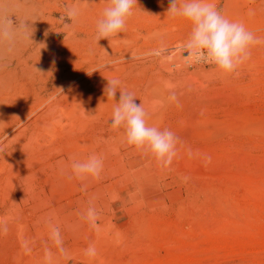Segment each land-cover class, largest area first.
I'll return each instance as SVG.
<instances>
[{"label": "rangeland", "instance_id": "rangeland-1", "mask_svg": "<svg viewBox=\"0 0 264 264\" xmlns=\"http://www.w3.org/2000/svg\"><path fill=\"white\" fill-rule=\"evenodd\" d=\"M5 2L0 264H264V43L225 74L187 61L191 22L170 17L169 0H138L126 31L98 42L108 0ZM210 2L264 40V0ZM68 7L80 9L75 23L60 19ZM113 78L150 126L179 138L168 167L112 128ZM95 153L101 178L77 179L72 158Z\"/></svg>", "mask_w": 264, "mask_h": 264}, {"label": "clouds", "instance_id": "clouds-1", "mask_svg": "<svg viewBox=\"0 0 264 264\" xmlns=\"http://www.w3.org/2000/svg\"><path fill=\"white\" fill-rule=\"evenodd\" d=\"M137 4L138 0H108V6L103 9L96 24L97 42L126 31L127 22L134 15ZM167 13L172 18H183L191 22V31L182 45L190 64L215 65L225 74L236 73L239 66L250 59L251 48L264 43V40L256 37L243 23L224 16L210 0H169ZM79 15L78 7H68L60 19L65 21L67 18L75 23ZM249 15H254V12L250 10ZM68 26L69 23L64 24V27ZM0 37L11 38V33L0 31ZM145 55H159V50ZM107 81L106 96L116 101L109 121L112 128H123L128 145L151 153L164 167H168L177 155L176 145L179 138L169 129L161 130L150 126L146 109L136 102L137 97L133 92L122 86L120 79ZM171 99L175 100L176 97L173 95ZM103 168V159L95 154L86 160L72 158L70 164L72 174L81 181L89 177L100 179ZM87 217L94 219L95 209L89 208ZM51 235L57 244L61 243L58 228H54ZM86 254L94 256L95 249L89 247Z\"/></svg>", "mask_w": 264, "mask_h": 264}, {"label": "bare ground", "instance_id": "bare-ground-1", "mask_svg": "<svg viewBox=\"0 0 264 264\" xmlns=\"http://www.w3.org/2000/svg\"><path fill=\"white\" fill-rule=\"evenodd\" d=\"M5 1H7V0H0V7H2V6H4V3H6ZM21 14V13H20ZM19 15V14H18ZM25 18V17H24ZM25 20V19H24ZM23 19L21 20V21H24ZM33 20V19H32ZM34 21V20H33ZM32 21V22H33ZM30 27V26H29ZM34 27V26H33ZM31 50V49H30ZM29 50V51H30ZM31 54V53H30ZM33 55V54H32ZM99 144V143H98ZM97 145V144H96ZM92 147V146H91ZM97 147V146H96ZM129 148V147H128ZM128 151H131V149L130 150H128ZM133 151H135V149L133 150ZM138 151V150H137ZM140 151V150H139ZM132 152V151H131ZM122 153V152H121ZM127 153V152H126ZM77 154H78V152H77ZM77 154H76V156H77ZM96 154V153H95ZM101 154H102V152H101ZM147 154H148V152H147ZM97 155V154H96ZM127 155V154H126ZM125 155V156H126ZM115 156V155H114ZM117 156V155H116ZM115 156V157H116ZM123 156V155H122ZM129 156V155H128ZM83 157V156H82ZM103 157V156H102ZM134 157V156H133ZM138 157H139V155H138ZM146 157H149V155H147ZM145 157V158H146ZM111 158V157H110ZM110 158H108V159H110ZM144 158V159H145ZM79 159V158H78ZM82 159V158H81ZM81 159H79V160H81ZM121 159V161H122V158H120ZM126 159V158H125ZM139 159V158H138ZM111 160V159H110ZM110 160H109V162H110ZM116 160V159H115ZM117 160H118V158H117ZM106 161H108V160H106ZM112 161V160H111ZM125 161V160H124ZM156 161V160H155ZM69 162V161H68ZM71 162V161H70ZM116 162H118V161H116ZM108 163V162H107ZM114 163V162H113ZM151 163H152V161H151ZM150 163V164H151ZM146 164V163H145ZM149 164V163H148ZM112 165V164H111ZM111 165H109V166H111ZM126 166V165H125ZM144 166V165H143ZM110 168V167H109ZM123 168H125V169H127L126 167H122V169ZM151 169V168H150ZM124 170V169H123ZM128 170V169H127ZM133 172H134V174L136 175V176H142L143 174H145L146 172H145V170H142V169H134V170H132ZM151 171H153V169H151ZM149 173V172H148ZM154 174V173H153ZM151 175V174H150ZM155 175V174H154ZM153 175V176H154ZM150 178V177H149ZM144 179V178H143ZM153 179V178H152ZM127 180V179H126ZM145 180H146V178H145ZM137 181V180H136ZM135 181V182H136ZM139 181V180H138ZM137 183V182H136ZM139 183H141V182H139ZM142 185V184H141ZM132 186V185H131ZM121 187V186H120ZM125 187V186H124ZM141 187V186H140ZM144 187V186H143ZM155 189V188H154ZM141 191V190H140ZM150 191V190H149ZM146 193H148L147 191H146ZM143 194V193H142ZM76 197V196H75ZM78 197V196H77ZM143 197H144V195H143ZM147 197H148V195H147ZM153 198V197H152ZM72 199V198H71ZM144 199V198H143ZM145 200V199H144ZM147 201H149V199L147 200ZM152 201V200H151ZM150 202V201H149ZM78 203H79V201H78ZM152 203H154V202H152ZM79 205H80V203H79ZM134 204H132V206H133ZM151 207H152V205H151ZM138 209V208H137ZM145 209V208H144ZM136 210V209H135ZM132 212V211H131ZM145 212V211H144ZM134 213V212H133ZM146 213V212H145ZM132 214V213H131ZM142 214H143V212H142ZM74 215H76V214H74ZM74 215H72V216H74ZM65 216H66V218H65ZM68 216H69V214H68ZM71 216V215H70ZM71 216V217H72ZM64 218L67 220V214L66 215H64ZM72 218H74V217H72ZM142 218H144V217H142ZM146 218V217H145ZM70 219V218H69ZM68 219V220H69ZM62 220H64V219H62ZM67 220V221H68ZM81 220V219H80ZM140 220V219H139ZM65 221V220H64ZM77 222H78V220H77ZM75 223V222H74ZM73 223V224H74ZM141 223H142V221H141ZM70 224H72V223H70ZM82 224V223H81ZM138 224H139V221H138ZM145 225V224H144ZM74 226V225H73ZM69 227V226H68ZM80 228H81V226H79ZM79 229V228H78ZM74 231H76V230H74Z\"/></svg>", "mask_w": 264, "mask_h": 264}]
</instances>
